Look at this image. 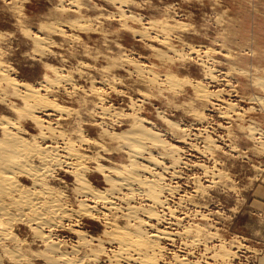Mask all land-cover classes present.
<instances>
[{"label": "rangeland", "instance_id": "rangeland-1", "mask_svg": "<svg viewBox=\"0 0 264 264\" xmlns=\"http://www.w3.org/2000/svg\"><path fill=\"white\" fill-rule=\"evenodd\" d=\"M0 62L9 80L29 82L42 93L50 68L59 80L71 78L63 77L67 81L48 96L62 110L80 112L76 119L65 112L60 129L82 128L101 144L80 147L87 178L99 192L110 187L106 173L114 176L113 168L129 164L117 134L138 118L176 148L169 155L159 146L152 152L156 168L140 172V179L165 187L160 202L139 182L122 190L140 208L131 224L140 222L145 234L168 233L159 240L158 264H264V0H0ZM198 84L207 96L199 97ZM2 115L17 118L0 100ZM28 122V133H37ZM75 178L57 169L51 179L77 208ZM123 199L118 204L126 206ZM95 211L66 220L53 229L54 238L71 250L79 236L74 229L97 242L106 239L109 220L127 224L102 203ZM15 228L31 238L25 225ZM105 241L106 254L83 264H138L110 261L119 245Z\"/></svg>", "mask_w": 264, "mask_h": 264}, {"label": "bare ground", "instance_id": "bare-ground-1", "mask_svg": "<svg viewBox=\"0 0 264 264\" xmlns=\"http://www.w3.org/2000/svg\"><path fill=\"white\" fill-rule=\"evenodd\" d=\"M39 41L41 40L38 39L36 43ZM39 44L41 45L42 43L39 42ZM50 69L52 73H46L44 78V82L47 81L43 84L46 91L45 93H42L40 89L29 82L19 83L16 82V80H9V76L4 73L5 71L3 72L0 70V100L7 108H11V110L17 113L16 119H10L3 115L0 116V264H83L88 260L99 261L106 249L103 247L105 240L117 242L119 245L118 250L113 256L111 255L110 261L119 263L122 259H127L128 262H130L129 260H134L138 264H158L157 255L164 249L162 247L163 245H160L161 243H159V240L165 235H168V233L161 229L158 230L157 233L145 234L141 228L138 227L140 225H137L140 224V222L131 224V221L137 217L140 208L132 205L129 196L127 195L128 197H124L125 195L122 190H132L134 184L139 182L143 185L142 189L139 187L141 191L143 190L142 192L145 191L150 198L154 199L155 203L158 201L160 202L161 199H159V197L162 196L163 193L160 195L159 192L161 190L163 191L165 187L160 185L161 182L157 184L150 181L151 179H140V172H151V169L156 168V166L151 167V165H157L159 162L152 155V152H154L156 148L161 146L164 149L163 153H168L169 155L171 152H175L176 148L168 147L166 142L160 137V133L151 130L150 127L147 128L144 126V120L138 118V120L133 123L131 129L128 128L129 130L127 129L123 133H116L120 138L119 142L121 139L123 141V144L119 143L120 146L122 145L121 147L119 145L117 146L120 147L119 149H123V147L126 148V152L131 159L129 164L122 165L120 168H113L112 171L114 172V176H109L107 173L105 174L108 180L107 183L110 185L109 188H106V192H99V189L92 188L93 185H90L86 174V170H88L86 166L87 163L85 164L84 162L85 159H87V155L81 152L82 149L80 151V147L82 148L84 145L94 146L99 144V142L92 139H90L92 140L90 141L88 139L89 137L86 138L87 136L84 135V129L82 128L78 130L72 129L71 132H68V129L66 130L67 132L63 130L64 128L60 129L65 112L67 116L74 113L75 119L80 112L78 113L76 110L71 111L70 109L64 111L53 99L49 98V93H53L56 88L60 87V83L62 79H64L63 77L69 79L68 76H61L62 78L59 80L60 75L57 70L54 68ZM170 77H172V75H170ZM5 79L7 80V85L2 82V80ZM69 80H71V78ZM75 88L74 85V89ZM196 90L199 97L207 96L208 91L206 92L202 89L201 85L198 84ZM13 98L21 99L24 105L19 106L15 103ZM63 109H65V107ZM106 109H103L100 114L104 116L107 115L109 108L107 111ZM40 113H44L48 119L42 118V116L39 115ZM56 113H59V116L56 118L57 120L53 122L52 117L56 116ZM29 120L39 127L37 133H28L27 126ZM147 122L150 123V120ZM116 134L114 133V135ZM117 135L115 137H117ZM113 136H110V138ZM140 160L149 162V164H141V162L139 164ZM99 167H104L105 169V166H101V164ZM107 168L108 167H106V169ZM57 169H62L66 173L75 175V187L73 186L74 190H72V192L74 191V193H76V199L78 196L80 198V204L77 208L73 207L74 205L67 201V195L61 188L60 190L54 186L55 184L52 185L54 180L52 181L51 178ZM23 179L29 180V185L26 184ZM154 180L156 181V179ZM160 180L162 181V179ZM168 188L166 190H168ZM129 193L130 197H133L131 192ZM123 198L128 200L125 201V203L127 202L126 206L120 205L121 203L118 204V201ZM101 203L102 207L109 211H119L121 217L127 218V224L122 226L116 224L114 221L117 216L116 213L114 220L111 219L112 221L109 220L108 222L106 220V228L110 229V231L107 230L106 239L97 238L95 239L97 242H94L93 238L88 239L84 231L74 229V232L76 231L79 236L77 237V243L73 244L72 248L70 247L71 250L66 247L62 240H56L54 238L53 229L62 227L66 220L74 216L81 219L87 214H92L93 211L96 212L95 208H98ZM151 214L153 215L154 212ZM152 215H150V217ZM157 217L156 214L155 217L152 216V218ZM19 224L25 225L31 231L32 236H30L31 238L29 240L27 238L25 239L23 236L20 237V235L15 232V227ZM172 234L173 233H171L170 236ZM37 243H41L39 245H41L42 248L40 247L41 249L35 250L36 248L34 249L33 246L37 245ZM236 257H238V255Z\"/></svg>", "mask_w": 264, "mask_h": 264}]
</instances>
